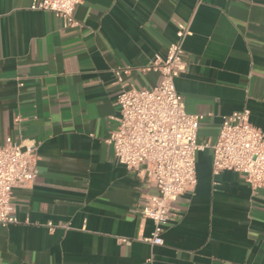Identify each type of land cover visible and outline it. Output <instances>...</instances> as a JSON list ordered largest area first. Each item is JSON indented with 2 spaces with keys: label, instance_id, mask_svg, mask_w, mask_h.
<instances>
[{
  "label": "crops",
  "instance_id": "obj_1",
  "mask_svg": "<svg viewBox=\"0 0 264 264\" xmlns=\"http://www.w3.org/2000/svg\"><path fill=\"white\" fill-rule=\"evenodd\" d=\"M30 4L0 0V145L35 144L38 172L13 191L18 223L0 229V264H264V189L213 176L203 148L195 188L152 247L142 211L157 190L106 143L119 115L113 71L129 69L127 88L158 85L140 69L165 57L180 25L189 35L175 89L202 117L198 145L243 109L264 129V0H84L73 28Z\"/></svg>",
  "mask_w": 264,
  "mask_h": 264
},
{
  "label": "built area",
  "instance_id": "obj_2",
  "mask_svg": "<svg viewBox=\"0 0 264 264\" xmlns=\"http://www.w3.org/2000/svg\"><path fill=\"white\" fill-rule=\"evenodd\" d=\"M83 1L31 0L29 10L51 13L64 27L73 28L78 25L75 9ZM187 35L188 26L180 25L177 41L168 47L165 57L156 56L140 69L160 76V83L152 88H127L124 78L129 69L113 71L115 84L120 88L116 100L119 115L106 143L120 165L157 190L156 195L144 198L142 211V216L153 224L150 236L142 241L152 247L163 246L174 203L195 188L196 156L203 148L212 152L213 176L226 171L238 173L251 190L264 189V129L250 123L248 110L223 117L216 141L198 145L202 117L185 112L175 89V80L186 70L182 43ZM36 150L35 144L11 138L0 145V229L18 223L12 205L13 191L29 188L37 177ZM48 227L50 232L56 228L51 224Z\"/></svg>",
  "mask_w": 264,
  "mask_h": 264
}]
</instances>
